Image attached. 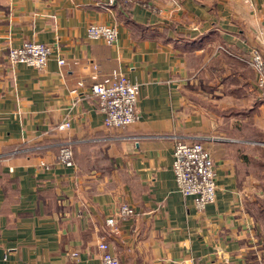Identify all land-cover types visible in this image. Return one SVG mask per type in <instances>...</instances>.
I'll return each mask as SVG.
<instances>
[{
  "label": "crops",
  "instance_id": "0c3cea01",
  "mask_svg": "<svg viewBox=\"0 0 264 264\" xmlns=\"http://www.w3.org/2000/svg\"><path fill=\"white\" fill-rule=\"evenodd\" d=\"M131 1L0 0V264H99L100 240L120 264H264L248 205L261 191L249 51L264 53V0ZM90 24L114 25L115 42L88 39ZM25 41L51 46L44 68L8 61ZM113 72L141 84L123 128L90 91ZM176 140L214 161L202 210L177 187ZM65 144L71 166L56 158ZM121 203L133 212L110 226Z\"/></svg>",
  "mask_w": 264,
  "mask_h": 264
},
{
  "label": "built area",
  "instance_id": "2783aa9c",
  "mask_svg": "<svg viewBox=\"0 0 264 264\" xmlns=\"http://www.w3.org/2000/svg\"><path fill=\"white\" fill-rule=\"evenodd\" d=\"M122 1L126 3L129 0ZM86 36L88 39H101L111 45L117 38V31L114 25L90 24L86 28ZM251 50L250 61L257 74L258 86L263 89L261 95L264 97V55L259 50ZM51 52V46L46 43L25 41L19 47L9 48L7 57L13 65L21 63L42 69L47 64ZM58 63H63V59H58ZM140 86L139 82L130 81L120 72H113L91 85L90 91L98 100L99 110L104 114V124L107 127L123 128L138 119L137 100ZM69 125L66 119L58 125V129L68 128ZM56 158L67 166L73 165L70 146L66 144L61 146ZM172 170L180 192L185 196H192L199 210L214 201L216 190L214 161L202 143L176 140ZM132 212V207L121 203L106 222L110 226H115L119 219L130 216ZM97 247L101 252L99 264H120L118 257L110 252L107 242L100 240Z\"/></svg>",
  "mask_w": 264,
  "mask_h": 264
},
{
  "label": "rangeland",
  "instance_id": "374dc122",
  "mask_svg": "<svg viewBox=\"0 0 264 264\" xmlns=\"http://www.w3.org/2000/svg\"><path fill=\"white\" fill-rule=\"evenodd\" d=\"M117 1L125 3L122 0H115V1L110 2V3H116ZM130 2H132V1L129 0L128 2H126V4H128ZM175 5H177V2H175ZM116 31H117V29H116ZM251 49L252 50L256 49V50L260 51V49L257 46L251 47ZM249 53H250V51H249ZM262 54L264 55V53H262ZM250 59L251 58H250V55H249V64L252 67ZM254 72H255V70H254ZM255 84H256V88H257V90H258V92L260 94V97L264 99V97H262V95H261L263 89H261V87L258 86L256 72H255ZM256 153H257L256 175L258 177L257 190L260 189L261 191H260V195H257L255 199L252 198V199L249 200V204L248 205H249L250 209L253 211L254 217L257 218V221H258L259 225L264 228V148H261V147L260 148H256L255 151L253 150V151H251V153L249 152L248 154H256Z\"/></svg>",
  "mask_w": 264,
  "mask_h": 264
}]
</instances>
